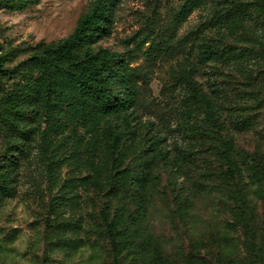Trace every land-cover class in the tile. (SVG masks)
Returning <instances> with one entry per match:
<instances>
[{
	"label": "rangeland",
	"instance_id": "1",
	"mask_svg": "<svg viewBox=\"0 0 264 264\" xmlns=\"http://www.w3.org/2000/svg\"><path fill=\"white\" fill-rule=\"evenodd\" d=\"M94 1L37 0L22 10L0 9V45L24 51L41 42L66 39ZM240 3L251 6L238 12L235 6ZM106 4L107 21L90 49L117 53L116 75L132 87L123 112L130 128L121 167L123 193L109 202L94 188V182L103 184L106 178L104 124L91 131L76 117V109L62 102L67 95H61L62 101H56L55 110L37 126L23 125L33 131L15 168L14 192L0 197V264H109L107 243L98 234V212L106 201L125 215L133 212L137 203L129 191L136 186L129 185L141 163L150 170L152 185L141 227L162 246L165 264H182L180 258L194 244L204 254L218 256L222 264H245L250 243L257 251L264 242L261 198L253 194L254 222L245 232L214 190L196 184L194 167L176 174L167 161L194 145L189 132L193 118L184 113L190 104L184 73L207 92L218 90L222 103L236 105L221 112L236 148L264 152V47L259 45L264 44V32L254 35L252 0H108ZM204 41L226 46L228 54L194 76L197 46ZM25 57L12 58L8 65ZM16 82L0 75V99L9 105L15 101ZM117 122L125 127L122 116ZM12 123L21 125L16 134L23 130L14 111L6 114L0 109V153L14 134L9 129ZM47 217L68 224L46 233ZM62 234L70 241L57 246L56 238ZM132 260L125 259L124 264H140Z\"/></svg>",
	"mask_w": 264,
	"mask_h": 264
},
{
	"label": "trees",
	"instance_id": "2",
	"mask_svg": "<svg viewBox=\"0 0 264 264\" xmlns=\"http://www.w3.org/2000/svg\"><path fill=\"white\" fill-rule=\"evenodd\" d=\"M36 1L0 0V9L22 10ZM107 1H94L88 12L78 19L73 32L55 44L41 42L24 51L19 48L4 49L0 45V75L7 79H18L12 90L15 101L9 105L0 99V105L4 106H0V109L5 110L6 114L14 111L23 129L16 134L21 125L12 123L9 129L15 136L11 134L4 141L0 153V197L10 196L14 192L15 168L18 159L26 154L29 135L33 131V128H23V125L36 123L37 126L47 114L55 110V103L63 94L68 98L60 101L75 108L76 117L91 131L100 122L104 124L102 137L106 145V178L103 184L94 182V188L98 193L108 196V200L123 193L120 189L121 167L126 157V134L130 131L129 116L123 112L128 109L132 87L126 79L116 75L115 63L120 58L117 53L103 48L95 51L90 49L107 21ZM252 3L255 8L250 19L257 25L254 32L256 37V31L264 32V0H252ZM248 6L251 4L240 3L235 9L239 12L243 8L248 9ZM259 45L263 49L264 44ZM227 50L226 46L221 48L205 41L198 44L194 76L201 68L210 67L211 63L226 58ZM20 55H26L23 61L14 66L8 65L12 58ZM232 57L237 59L239 55ZM182 82L188 88L186 99L190 104L184 113L187 118H193L189 132L194 135V145L181 152L178 158H173L172 162L168 160L167 164L170 163L176 174H186L194 167V174L198 175L195 183L201 189L214 190L222 198L224 209L246 232L254 222L253 194L261 198L264 208V152L260 149L249 152L234 146L233 136L228 134V128L221 120V112L223 109L233 110L236 105L222 103L218 90L210 88L207 92L188 73H184ZM116 89H119L118 93ZM120 116L125 127L117 122ZM245 124L242 120V125ZM140 151L141 154L145 153L143 145ZM148 175L150 170L141 163L131 177L129 188L136 186V189L129 191V194L133 195L137 203L133 212L125 215L116 206L109 205L111 200L104 202L98 212V234L107 243L109 264H124L125 259L134 258L140 264H165L162 246L156 244L141 227L147 209V195L152 186ZM53 211L55 208L50 214ZM45 223L46 233L68 224L65 220L53 222L50 217L46 218ZM69 241L65 234L56 238L57 246H66ZM247 251L245 264H264V242L257 251L251 242ZM180 260L182 264H222L218 256L204 254L195 244L189 247Z\"/></svg>",
	"mask_w": 264,
	"mask_h": 264
}]
</instances>
